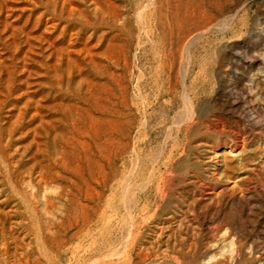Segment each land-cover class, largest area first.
Instances as JSON below:
<instances>
[{
	"label": "rangeland",
	"instance_id": "obj_1",
	"mask_svg": "<svg viewBox=\"0 0 264 264\" xmlns=\"http://www.w3.org/2000/svg\"><path fill=\"white\" fill-rule=\"evenodd\" d=\"M0 264H264V0H0Z\"/></svg>",
	"mask_w": 264,
	"mask_h": 264
}]
</instances>
